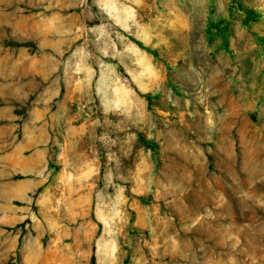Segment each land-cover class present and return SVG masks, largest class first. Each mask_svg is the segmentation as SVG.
Returning <instances> with one entry per match:
<instances>
[{
  "label": "rangeland",
  "instance_id": "rangeland-1",
  "mask_svg": "<svg viewBox=\"0 0 264 264\" xmlns=\"http://www.w3.org/2000/svg\"><path fill=\"white\" fill-rule=\"evenodd\" d=\"M0 176V264H264V0H0Z\"/></svg>",
  "mask_w": 264,
  "mask_h": 264
},
{
  "label": "trees",
  "instance_id": "trees-1",
  "mask_svg": "<svg viewBox=\"0 0 264 264\" xmlns=\"http://www.w3.org/2000/svg\"><path fill=\"white\" fill-rule=\"evenodd\" d=\"M9 44L17 45V46H23V45H32L31 43L26 42H11ZM92 264H95L94 257L92 258Z\"/></svg>",
  "mask_w": 264,
  "mask_h": 264
},
{
  "label": "bare ground",
  "instance_id": "bare-ground-1",
  "mask_svg": "<svg viewBox=\"0 0 264 264\" xmlns=\"http://www.w3.org/2000/svg\"><path fill=\"white\" fill-rule=\"evenodd\" d=\"M0 178H1V176H0ZM6 191L8 192V193H12V189H13V187L11 186V185H9V184H6Z\"/></svg>",
  "mask_w": 264,
  "mask_h": 264
}]
</instances>
